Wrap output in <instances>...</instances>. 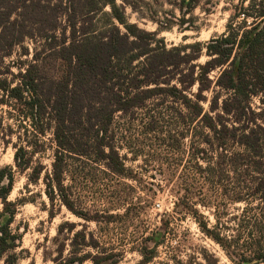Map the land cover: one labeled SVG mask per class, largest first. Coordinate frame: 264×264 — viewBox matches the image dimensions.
Listing matches in <instances>:
<instances>
[{
	"label": "trees",
	"instance_id": "1",
	"mask_svg": "<svg viewBox=\"0 0 264 264\" xmlns=\"http://www.w3.org/2000/svg\"><path fill=\"white\" fill-rule=\"evenodd\" d=\"M246 1L247 8L240 5L239 9L243 26L232 27L229 22L226 33L207 45L211 59L193 66L198 56L181 55L184 47L167 49L155 32L128 23L116 0H0V104L19 111L27 125L21 135L25 145L16 146L14 153L19 171L28 170L27 180L32 184L41 180L51 205L58 202L81 219L92 221L87 212L73 209L65 185L71 160L101 166L104 175L116 179L135 180L121 155V150L130 149L115 138L116 115L133 116L155 101L153 108L176 103L189 110V121L178 115L183 130L167 132L164 140L171 151L189 139L195 183L180 184L171 212L191 218L231 264H264V107L256 112L250 106L251 98L264 94V0ZM248 19L252 30L239 33ZM25 41L33 43L32 53L23 48ZM16 47L30 60L19 63V72L13 75L2 68V62ZM234 47L239 52L230 60ZM186 48L200 52L198 43ZM183 66L189 67L188 72L181 70ZM215 69L220 71L212 82L209 74ZM6 72L10 80L4 77ZM194 86L196 92L191 93ZM207 92H214L210 99L204 96ZM206 102L208 110L204 111ZM146 116L154 122L150 111ZM194 122L196 128L191 130L189 124ZM49 133L52 162L48 171L40 163L34 165L32 158L39 152L41 138ZM12 182L10 170L2 168V264L18 261L12 252L18 238L9 230L16 205L6 201ZM229 206L234 213H227ZM109 212L106 209L100 215L113 219ZM130 213L131 209H124L118 218ZM4 216L7 219L2 222ZM168 221L162 219L160 230L168 229ZM64 227V223L59 226L58 235ZM79 237L69 257L64 256L65 237L52 264H118L123 259L93 237L86 243L84 232L75 239ZM146 245L136 249L141 256L138 264H153L156 258L154 248ZM84 247L95 254L77 256V250ZM172 263L183 264L176 259Z\"/></svg>",
	"mask_w": 264,
	"mask_h": 264
},
{
	"label": "rangeland",
	"instance_id": "2",
	"mask_svg": "<svg viewBox=\"0 0 264 264\" xmlns=\"http://www.w3.org/2000/svg\"><path fill=\"white\" fill-rule=\"evenodd\" d=\"M247 4L246 0H116L128 23L146 32H155L156 38L162 39L167 49L184 47L181 55L198 56L191 62L193 66L203 65L211 59L206 54L207 45L226 33L229 22L232 27L243 26L239 9L240 5L247 8ZM105 11H109V8L106 7ZM251 22L248 19L246 26L239 28V33L252 30ZM120 30L123 31L121 27ZM195 43L200 46L198 54L186 48ZM23 48L32 53L34 46L32 42L25 41ZM22 51V48H14L11 56L2 62V68H8L10 73L16 75L19 63L30 60V56L21 55ZM238 52L239 49L234 47L230 60ZM188 69V66L181 67L184 73ZM219 71L215 69L210 72L212 82ZM4 77L8 80L11 78L8 73ZM213 91L217 89L213 88ZM195 92L196 86L191 90V93ZM213 94L207 92L204 96L210 99ZM221 95L225 97L226 93L221 91ZM155 102L136 110L130 117L117 114L113 122L116 140L130 149L121 150V155H125V165L135 180L104 175L101 166L96 167L87 161L79 163L73 159L70 162L65 185L69 188L73 209L87 212L97 222L81 219L58 202L51 205L44 195L41 180L37 184L28 182L29 171H19L14 161L16 146L25 145L21 135L23 127H27L26 122L19 111L0 104V170L6 167L12 175V188L6 201L16 205L9 230L18 238L12 251L18 257L17 264H52L57 246L64 243L65 237L68 240L64 256L69 257L75 240H80V237L75 239L76 234L82 232L86 235V243H91L93 237L101 247L109 246L114 254L123 255L118 264H138L141 256L136 249L143 244L154 248L156 258L153 264H173L172 259L183 264H231L223 251L200 233L191 218H179L171 212L174 193L180 184L183 181L195 183L192 174L195 161L190 158L189 139L169 151L164 137L169 131L172 134L180 133L183 124L178 115L187 116L188 122L190 112L171 102L153 108ZM202 106L204 111L208 110L207 102ZM250 106L256 112L264 107V94L251 98ZM147 111L154 115V122L147 118ZM189 128H196V122L189 124ZM40 143L39 152L33 156L32 162L34 165L40 163L49 171L52 162L50 133L41 138ZM196 143L197 140H193L194 146ZM133 156L136 157L131 161L130 157ZM200 164L203 165L202 162ZM127 208L131 209V213L125 218H118ZM106 209L113 219L100 215ZM2 210L0 202V213ZM200 211L210 216L206 211ZM234 212L233 207L227 208V213ZM96 213L99 214L97 217ZM6 219L7 216H4L1 221ZM162 219L169 220L166 231L160 230ZM209 219L212 223V218ZM63 223L66 227L58 235L59 226ZM145 238L148 240L144 243ZM156 241L160 243L157 246L153 244ZM85 253L95 254V250L86 247L77 250V256Z\"/></svg>",
	"mask_w": 264,
	"mask_h": 264
},
{
	"label": "water",
	"instance_id": "3",
	"mask_svg": "<svg viewBox=\"0 0 264 264\" xmlns=\"http://www.w3.org/2000/svg\"><path fill=\"white\" fill-rule=\"evenodd\" d=\"M261 26H262V24L259 25V26L257 27V29H255V30L253 31V33H256V32L260 29Z\"/></svg>",
	"mask_w": 264,
	"mask_h": 264
}]
</instances>
